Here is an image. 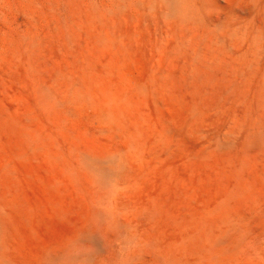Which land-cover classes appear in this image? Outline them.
Instances as JSON below:
<instances>
[{"label": "rangeland", "instance_id": "rangeland-1", "mask_svg": "<svg viewBox=\"0 0 264 264\" xmlns=\"http://www.w3.org/2000/svg\"><path fill=\"white\" fill-rule=\"evenodd\" d=\"M0 264H264V0H0Z\"/></svg>", "mask_w": 264, "mask_h": 264}]
</instances>
